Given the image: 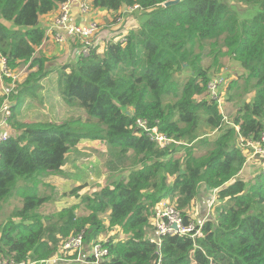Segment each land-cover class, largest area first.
Returning a JSON list of instances; mask_svg holds the SVG:
<instances>
[{"label": "trees", "instance_id": "obj_1", "mask_svg": "<svg viewBox=\"0 0 264 264\" xmlns=\"http://www.w3.org/2000/svg\"><path fill=\"white\" fill-rule=\"evenodd\" d=\"M66 1L0 0V56L12 71L28 64L18 86L24 91H37L49 74V59L36 55L46 36L41 16ZM166 1L92 0L112 11L138 4L144 17L62 66L58 90L74 116L23 122L21 94L0 96V110L8 99L17 102L9 120L16 133L0 142V203L15 193L22 199L0 222V264H45L68 252L64 243L78 234L85 259L66 264H264V170L249 180L240 175L247 160L242 144L264 133V0H181L169 7ZM231 58L248 72L255 93L225 121L209 82ZM138 120L174 141L160 146ZM83 139L109 142L106 171L129 173L92 194H80L88 186L82 182L70 191L76 202L38 212L51 199L37 193L39 177L60 171ZM203 185L217 190V203L202 235L154 239L158 204L170 199L189 225ZM111 228L125 236L98 238ZM97 243L107 250L100 258Z\"/></svg>", "mask_w": 264, "mask_h": 264}, {"label": "crops", "instance_id": "obj_2", "mask_svg": "<svg viewBox=\"0 0 264 264\" xmlns=\"http://www.w3.org/2000/svg\"><path fill=\"white\" fill-rule=\"evenodd\" d=\"M68 1L70 4L71 24H88L92 20H96L97 22H99V24H102L106 20V26H107L106 30L99 31L100 34L98 35L99 33L98 32L96 36L93 38V43L96 45H100L101 43H104L105 38L106 41L108 42L111 36L116 32H118V34L120 35L117 38L122 37L121 34L123 32L125 35L131 27L138 26L144 17V11L140 8L124 6L119 11H112L107 8L94 7V5H92L93 4L92 0H68ZM87 2H90L91 4L88 5L89 10L83 11L81 4H86ZM58 11H59V7L56 8V10L52 11L51 13L44 14L41 16V25L44 26L46 29V36L42 44L37 48L36 55H42L49 59V63H48L49 74L40 80L41 86L37 91H35L34 93L31 91H23L21 93L22 105L20 108V113L23 110L27 112L42 113L41 108H43L44 110L46 109V111L50 113L51 117H53L54 111L57 112L62 111V114H64L65 111L66 118H70L72 116L71 114H73L70 105L67 104L62 99L60 95V91L58 90L57 82L62 66L66 64L75 63L79 59L81 50L78 41L76 40L77 41L76 42L75 39L68 38L63 42H57L52 40V38H49V35H47V30L49 31L50 24L54 16L58 13ZM133 11L135 12L132 14ZM116 16H117V22L114 20ZM121 16H123V20L119 21L118 18H120ZM239 65L241 68H243L241 64ZM34 70H36V68ZM55 78L56 80H54ZM41 96H44L46 100L47 98L48 100H50L49 99L50 96H53L55 99H60L64 107L62 106L58 107L54 101H49L46 107L41 106V108H38L37 102L40 101ZM16 103H17L16 100H14V104ZM63 119H64V115H60L58 119H54V120L60 122ZM22 121L30 122L24 120ZM8 129H10V125L6 129V131ZM11 129H12L11 134H15L16 130L14 128ZM3 131L4 130H0V132ZM251 147L244 148V152L247 155V160H246V164L244 165L240 173V175L246 180L253 178L258 172L264 170V158L260 154L250 157V155L253 153V149L255 150L253 146ZM107 153H108V147L107 146L104 147V144L101 142L100 139H96V140L83 139L82 141H80L79 144L71 148L70 151L66 154V159L63 167L55 175H59L62 179L67 180V185H69L70 183L77 185L82 182L101 185L103 176L106 175L109 177L110 175V173L107 172L106 171L107 169L104 167V162L106 161ZM82 163L93 164V167H91L87 171L83 167ZM117 178L118 176L115 177V179ZM104 179L106 180V177ZM215 190L216 189L212 190L211 188H208V186L206 185H203L202 188L200 189L198 198L196 199L194 205L190 210V213L196 222H201L211 216L213 211L210 208V202L214 197H216ZM76 201L77 200L73 202ZM73 202H71L70 204H72ZM56 210H60V209H56ZM156 235H157L156 233L153 234L154 237ZM68 262L69 260L64 258H61V260L58 261V263L60 264H66Z\"/></svg>", "mask_w": 264, "mask_h": 264}, {"label": "rangeland", "instance_id": "obj_3", "mask_svg": "<svg viewBox=\"0 0 264 264\" xmlns=\"http://www.w3.org/2000/svg\"><path fill=\"white\" fill-rule=\"evenodd\" d=\"M86 4L89 5L90 2H87ZM134 12L135 11H133L132 14ZM117 16L114 19L116 22H117ZM122 20H123V16L120 17L119 21H122ZM106 27L107 26H106V20H105L102 24H99V31L106 30ZM119 30H120V28H119ZM99 34H100V32L98 33V35ZM114 34L111 36L110 39L117 38L120 36L118 34V32H116ZM121 35L123 36L124 32ZM104 41H105L104 43H101L98 46H100L101 48L105 47L106 42H107L106 38L104 39ZM208 60L209 59H207L206 62ZM239 64H240L239 61H237L234 58H231L224 68L216 71L217 73L223 74L227 78L226 83L228 85L226 84L220 88L221 96H222V99L224 101L222 113L224 115L225 121H227V119L229 121H231L234 118V116L236 115L240 105L243 104L245 100H247V101L252 100L254 93H255V91L253 89L254 86H252V82H247L248 72L244 68H241ZM14 71H15V73L19 74V77L16 80L17 86L16 87L13 86V78L12 77L2 75L0 77V96H3V95L9 96L11 91H13L14 93H18V94H21L24 91V89H22L18 86L22 84V82L27 78V76L30 72L28 69V64H23L19 68L15 69ZM54 80H56V78ZM231 81H233V82L231 83ZM250 86H251V88H250ZM12 88H14V89H12ZM229 89H231V90H229ZM229 94H232V97H233L232 99H229ZM49 99L50 100H48V98H47V100H46V98L44 96H41L40 101L37 102L38 108H41V106L46 107L48 105L49 101H54L58 107H61V106L64 107V105L60 99H55L53 96H50ZM169 99L170 98H167L166 101H168ZM6 103L14 104V100L8 99V100H6ZM26 107H28V106H26ZM36 108H37V106H36ZM41 109H42V113L27 112V111L23 110L18 115V117L21 120L30 121V122L37 121V120L44 121V119H46V118H50V119L54 120V119H58V117L60 115H64V119L66 118L65 117V115H66L65 111H64V114H62V111L61 112L54 111L53 117H51L50 113L48 111H46V109L45 110L43 108H41ZM72 111H73V114H71V115L74 116L75 111L73 109H72ZM79 112H80V115L85 114V112H83V110H80ZM55 121L59 122L57 120H55ZM144 123L146 126H148L147 121H144ZM11 128H14L12 126V119H11L10 129L7 130V134H11V132H12ZM158 132L160 133V130ZM101 142L104 144V147L107 146L109 149V142L104 141V140H101ZM107 155H108V153H107ZM104 159H105V156H104ZM82 165L87 171L91 167H93V164H89V163H82ZM104 167H105V162H104ZM128 173H129V171H125V172L117 171V172L110 173L109 177L104 175L103 179L101 181V183H102L101 185L88 183V186L85 187L83 190H81L80 194H86V193L92 194L96 191L97 188L101 189L102 187H104L108 184H111V182L113 180H116L115 179L116 176L120 177L123 174H124V176H126ZM55 174H57V172H51L48 174L41 175L39 177V180L37 181V183H38V185L36 186L37 193L40 195H42V194L49 195L51 198L50 201L46 202L43 206H41L38 209V212L50 213V212H52V210L54 208L62 209L64 207H66L67 205H69L71 202L77 200V198L75 196H73L70 192L76 185L71 184V183L69 185H67V180L62 179L59 175H55ZM112 174H115V175H112ZM105 177H106V180L104 179ZM21 201H22V199H21L20 194L15 193L10 198H8L6 201L1 202L0 203V222H2L4 220L5 221L8 220V218L12 214L13 210L15 208L21 206ZM213 208H214V206H212V211H213ZM106 216L107 215L103 216L104 222L106 224H109L108 218H106ZM17 220H19V219H17ZM118 234L121 237L125 236L124 233H122V232L120 233L118 231V229L116 230V229L111 228V229L105 231L104 233L100 234L98 238L100 240H106L109 236H116ZM74 251H76V250H74ZM73 252H68V253L71 254ZM7 259H9V258H7Z\"/></svg>", "mask_w": 264, "mask_h": 264}, {"label": "built area", "instance_id": "obj_4", "mask_svg": "<svg viewBox=\"0 0 264 264\" xmlns=\"http://www.w3.org/2000/svg\"><path fill=\"white\" fill-rule=\"evenodd\" d=\"M83 11H88L89 6L87 4H81ZM133 8H140L138 4L134 5ZM141 9V8H140ZM120 20V18H119ZM99 32V23L96 20L90 21L88 24H71L70 23V4L69 1L63 2L59 5V11L54 16L49 31L47 30V35L49 38L57 42H63L68 38H72L78 41L81 54L89 55L91 46L93 45V38ZM2 75H6L13 78V86L16 87V80L19 77V74L15 73V71L10 70L7 67V60L5 57L1 56L0 58V77ZM212 80L209 82V90L212 97L218 99L220 109L223 108V99L220 96V88L227 83V78L219 73L215 75ZM14 89V88H12ZM223 111V110H222ZM12 115V111L9 103H4V106L0 110V130H4L0 132V142L6 140L11 134H7L6 128L9 126V120ZM139 124L149 131L151 138L155 140L160 146H166L174 141L173 138L169 137L165 133L158 132L159 129L157 127L149 128L145 125L144 121L138 120ZM151 130V131H150ZM158 130V131H157ZM244 148H249L253 146V153L250 157L256 156L257 154L262 155L264 158V133L262 134L259 140H247L246 143L242 144ZM252 148V147H251ZM217 190H215L216 194ZM216 197H214L210 202V208L216 204ZM155 215L153 217V224L156 228V236L154 239L160 241V237L165 234H174V233H188L193 232V236L202 235L201 226L203 225V221L196 223L192 221L189 225H185L183 221V217L180 211L176 209V206L169 200H162L156 210ZM177 225V227L174 226ZM199 224V225H198ZM84 246V236L83 234L70 236L66 242L64 243L63 250L68 252H77V259H69L63 257L64 254H68V252H64L63 254L57 256L52 260L46 261L45 264H52V262L61 260V257L69 260V262L76 261H84L85 256L83 253ZM93 253L97 258H100L102 255L107 253V250L102 247L100 243H97L93 247ZM72 254V253H71ZM35 262L31 260L21 261L17 264H34ZM2 264H14L13 261L3 260Z\"/></svg>", "mask_w": 264, "mask_h": 264}, {"label": "water", "instance_id": "obj_5", "mask_svg": "<svg viewBox=\"0 0 264 264\" xmlns=\"http://www.w3.org/2000/svg\"><path fill=\"white\" fill-rule=\"evenodd\" d=\"M180 1L181 0H168V1L164 2V6L169 7L171 5H175V4L179 3ZM174 226L177 227L176 224H174Z\"/></svg>", "mask_w": 264, "mask_h": 264}, {"label": "clouds", "instance_id": "obj_6", "mask_svg": "<svg viewBox=\"0 0 264 264\" xmlns=\"http://www.w3.org/2000/svg\"><path fill=\"white\" fill-rule=\"evenodd\" d=\"M229 121V120H228ZM214 209V208H213ZM214 211V210H213ZM195 221V220H194ZM196 222V221H195ZM196 223H199V222H196Z\"/></svg>", "mask_w": 264, "mask_h": 264}]
</instances>
